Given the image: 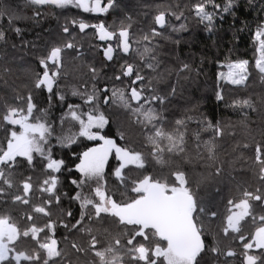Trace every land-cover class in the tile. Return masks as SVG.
I'll return each mask as SVG.
<instances>
[{
  "label": "trees",
  "instance_id": "1",
  "mask_svg": "<svg viewBox=\"0 0 264 264\" xmlns=\"http://www.w3.org/2000/svg\"><path fill=\"white\" fill-rule=\"evenodd\" d=\"M102 2L104 7L108 0ZM204 2L114 0L107 12H84L74 6L0 0V145L6 144L11 131L22 130L2 117L9 108L26 109L31 97L35 108L30 122L46 123L50 128L46 153L51 159L64 161L59 172L48 169L47 155L39 153H33L31 163L17 157L14 165L0 166L5 172L0 180V216L10 217L21 232L33 226L44 228L36 237L29 233L16 242L17 251L41 256V260L21 264H43L48 257L39 243L47 242L49 237L58 241L61 255L49 259L48 264H99L95 252L108 247L117 249L123 264H144L128 251L133 226L121 224L106 213L97 217L91 205L83 208L82 201L76 199L79 194L97 200L96 180H87L77 168L83 153L96 142L79 136L80 124L72 118V111L85 121L86 113H103L108 123L93 132L142 155L144 167L129 165L121 177L115 175L120 161L115 153L110 156L102 185L112 199L125 203L135 198L134 182L144 176L173 184V174L183 172L196 200L193 215L205 243L200 264H247V255L257 256V264H264V250L244 247L252 242L255 229L264 226L258 219L264 215V165L255 159L256 146H264V73L255 66L259 57L255 33L264 28V0H232L227 12L222 10L227 0H214L221 7L206 5V11L212 13L211 22L196 15L194 6ZM161 12L166 16L164 28L155 22ZM81 22L90 26L81 31ZM101 23L117 34L128 30L127 53L117 39L99 38L98 29L91 25ZM153 29L160 34L153 35ZM69 43L73 47H65ZM109 45L113 48L111 60L105 55ZM54 47L62 52L58 68L49 62V73L59 72L49 92L46 86L35 85L38 74L44 71L40 60L46 59ZM145 48L151 52L145 53ZM243 60L249 62L243 84L219 77L229 64ZM129 64L134 70L132 76L124 75ZM136 74L144 79L133 83ZM131 87L143 88L146 98H162L140 102L143 109H152L160 119L147 123L142 114L133 111L140 105L129 99ZM113 91L123 92L131 108L113 96ZM90 96L94 97L91 103ZM157 129L174 137L183 134V142L178 140V147L171 151L166 138H157L153 144L149 138ZM68 137L75 142L69 143ZM157 146L162 151H157ZM53 176L57 180L55 190L45 191L50 184L44 181ZM25 182L31 185L27 193ZM245 192L260 195L262 200H250L251 216L241 221V232L225 233L227 217ZM17 196L28 203L16 200ZM37 207L49 214L36 212ZM49 223L55 225L54 232L45 227ZM93 237L98 241L95 249L91 247ZM117 239L119 245L115 244ZM136 241L149 246L158 242L141 237ZM228 252L235 255L229 256ZM162 262L160 258L157 264Z\"/></svg>",
  "mask_w": 264,
  "mask_h": 264
},
{
  "label": "snow or ice",
  "instance_id": "2",
  "mask_svg": "<svg viewBox=\"0 0 264 264\" xmlns=\"http://www.w3.org/2000/svg\"><path fill=\"white\" fill-rule=\"evenodd\" d=\"M114 0H108L106 6L102 7V0H31V3L36 5L51 4L59 8H66L70 5L82 9L84 12H107L108 8L112 7ZM211 3L213 7L220 8L221 6L215 4L214 0H205L204 3L196 4V15L203 20L209 22L212 21V13L206 11V5ZM232 0H227V3L223 6L224 12L229 11ZM179 18V17H177ZM155 22L164 28L166 26L165 13L161 12L155 17ZM90 25L81 22L79 28L83 31ZM99 31V38L101 40L117 39L118 45H122V50L127 53L130 48L129 32L126 29H122L119 33L108 31L101 23L99 25H91ZM68 31L67 28L64 29ZM17 31H19L17 29ZM153 29V35H159ZM0 39H3V33H0ZM145 40L148 36L144 37ZM255 39L258 44L259 57L255 61L256 68L261 73H264V28H260L255 33ZM67 48L73 47L72 44L65 45ZM145 53L151 52V49L145 48ZM62 49L60 47H54L46 59H41L40 63L43 66L44 71L42 74H38L36 80V87L46 86L48 91H52L53 83L56 76L59 75L58 70H54L49 73V62L53 66L60 65ZM113 48L111 45L106 49L105 55L109 60L112 59ZM247 60L239 61L237 63L228 65V72L221 73L222 79H226L232 84H242L247 79ZM149 68L151 64L147 65ZM187 67V66H185ZM132 65H127L124 71V75H133ZM144 77L136 74L133 83L143 80ZM144 89L136 87L130 88L131 101H135L139 107L133 109V111L140 113L144 116L147 123H152L153 120H158L160 117L152 109H143L140 104L142 100L146 103H151L153 100H162L161 97L153 96L146 98L144 96ZM75 94V93H74ZM113 96H116L121 100L125 107L131 108L129 99H125L123 92L117 93L113 91ZM221 98L222 97H219ZM63 99V96L60 97ZM94 97H88V102ZM107 103V100H105ZM243 104L247 105V101H243ZM35 105L31 103V97H28V104L26 109L9 108L7 114L2 117L9 125H19L22 131H11L6 144L0 145V166L9 167L14 165L17 157H25L29 163L33 159V153H39L42 156L47 155L48 163L47 168L54 172H59L63 165V160L51 159L50 153H46L45 148L42 146L47 143V136L50 135V128L43 122H30L32 118V112ZM26 112V114H24ZM71 116L77 120L80 124L79 136L86 137L89 140H101L103 144L99 147L90 148L83 153V158L77 168L83 174L87 180H96L97 186L94 189L95 197L98 200L90 199L88 197H81L77 194L76 199L81 200V207L87 208L89 205L94 209L95 215L98 217L101 213H106L112 217L118 218L121 224L133 226L132 236L127 240V245L132 247L128 251L132 254L133 259L143 261L144 264H157L160 258H163L162 264H200L202 260L201 254L205 251V243L202 236L201 226L198 225L194 218V213L197 210L196 200L193 197L191 190L187 187V180L183 172H175V183L169 184L162 182L158 179H153L152 176H144L143 179L138 182H134L135 186L132 191L136 193V197L125 203H118L112 199L103 190V174L105 165L109 156L115 152L116 159L120 161L119 166L115 171L117 177H121L122 170L129 165H135L139 168L144 167L142 155L139 152L130 151L125 147L117 145L115 140L106 138L100 135L99 132H93V128L102 129L108 123L103 113L93 114L92 112L86 113L87 120L81 118L77 112L72 111ZM177 124H183V121H176ZM211 127V125H209ZM178 131V130H177ZM157 138H166L171 147L168 149L171 151L173 148L178 147L177 141L183 142V134L179 137H174L172 134L165 133L162 129L155 131V136L150 137L153 144H156ZM69 143L75 142L73 137L66 138ZM180 150H183L182 148ZM212 150L211 148L209 149ZM157 151H162L157 146ZM255 159L260 165H264V146L257 145L255 148ZM261 173L264 174V167H261ZM5 178V172L0 168V180ZM8 182V181H6ZM10 184V182H8ZM45 184H50V187L45 191L53 192L56 188L57 180L53 176L50 180H45ZM76 183V181H73ZM31 188V185L27 182L24 183L23 189L27 193ZM2 191V189H0ZM244 198L239 203L234 204V207L239 209L238 212H233L227 217V226L224 231L227 233L229 230L233 232H241L240 223L245 217L251 216V203L250 200L261 201L262 197L251 192L243 193ZM23 203H28V200L21 196L15 198ZM57 201L59 198H56ZM230 203H232L230 201ZM36 212L44 213L48 215L43 207H37ZM71 215V213H68ZM31 219V217H29ZM256 217H253L255 220ZM261 222H264V215L258 218ZM83 220V214L81 215V221ZM66 226V225H65ZM46 228L53 230L55 225L49 223ZM75 227V225H74ZM150 230V231H149ZM44 228L31 227L29 230L21 232L18 226L11 221L8 216H0V264H21L22 261H38L41 260L39 253H33L29 255L24 251H17L15 248L16 242L21 236L27 237L29 233L33 237H36L38 233L43 232ZM136 237H141L144 241H149L150 238L158 241L151 246L136 241ZM241 240H245L246 237L240 236ZM98 241L93 237L91 241V247L95 249ZM115 244L119 245L120 240H115ZM75 247V245H74ZM246 249L264 250V226H259L255 229L252 242L245 243ZM39 248L46 251L48 259L43 260V264H48V260L59 257L61 252L58 250V241L55 238L49 237L47 242L39 243ZM215 250V249H214ZM229 256L235 255L234 252H228ZM96 257L99 258V264H123V259L117 254V249L113 247L105 248L102 251L95 252ZM258 257L254 255H247V264H257Z\"/></svg>",
  "mask_w": 264,
  "mask_h": 264
},
{
  "label": "rangeland",
  "instance_id": "3",
  "mask_svg": "<svg viewBox=\"0 0 264 264\" xmlns=\"http://www.w3.org/2000/svg\"><path fill=\"white\" fill-rule=\"evenodd\" d=\"M103 3H104V2H102V5H103ZM70 6H72V5H70ZM234 63H237V62H234ZM232 64H233V63H232ZM227 72H228V66H227V69H226L225 71H222V72L219 73V77L221 78V76H220L221 73H227ZM221 79H222V78H221ZM223 80H226V79H223ZM226 81H227V80H226ZM228 82H229V81H228ZM244 82H245V81H244ZM244 82H243V83H244ZM230 83H231V82H230ZM243 83H242V84H243ZM16 126L20 127L19 125H16ZM94 129H97V128H93L92 131H93ZM21 131H22V130H21ZM48 139L50 140L49 135L47 136V140H48ZM101 143L103 144V142H101ZM45 144H46V143H45ZM45 144L42 145L44 148H45ZM45 151H46V149H45ZM113 153H115V152H113ZM113 153H112V154H113ZM112 154H111V155H112ZM111 155H110V156H111ZM110 156H109V158H110ZM109 158H108V160H109ZM107 162H108V161H107ZM106 164H107V163H106ZM105 167H106V165H105ZM89 181H92V180H89ZM88 183H89V182H88ZM94 189H95V187H94ZM103 190H104V187H103ZM104 191H105V190H104ZM96 198H97V200L99 199L98 197H96ZM238 211H239V209L236 208L234 212H238Z\"/></svg>",
  "mask_w": 264,
  "mask_h": 264
},
{
  "label": "flooded vegetation",
  "instance_id": "4",
  "mask_svg": "<svg viewBox=\"0 0 264 264\" xmlns=\"http://www.w3.org/2000/svg\"><path fill=\"white\" fill-rule=\"evenodd\" d=\"M93 141L96 142V145L93 147H99L102 144L101 142H103L101 140H93Z\"/></svg>",
  "mask_w": 264,
  "mask_h": 264
},
{
  "label": "bare ground",
  "instance_id": "5",
  "mask_svg": "<svg viewBox=\"0 0 264 264\" xmlns=\"http://www.w3.org/2000/svg\"><path fill=\"white\" fill-rule=\"evenodd\" d=\"M35 17V16H34Z\"/></svg>",
  "mask_w": 264,
  "mask_h": 264
}]
</instances>
